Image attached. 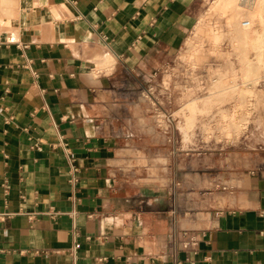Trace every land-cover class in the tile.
<instances>
[{
    "label": "crops",
    "instance_id": "0c3cea01",
    "mask_svg": "<svg viewBox=\"0 0 264 264\" xmlns=\"http://www.w3.org/2000/svg\"><path fill=\"white\" fill-rule=\"evenodd\" d=\"M202 2L0 0V264H264V141L143 97Z\"/></svg>",
    "mask_w": 264,
    "mask_h": 264
},
{
    "label": "rangeland",
    "instance_id": "374dc122",
    "mask_svg": "<svg viewBox=\"0 0 264 264\" xmlns=\"http://www.w3.org/2000/svg\"><path fill=\"white\" fill-rule=\"evenodd\" d=\"M218 2L203 0L184 47L143 94L154 128L199 132L204 151L235 146L251 133L264 141V22Z\"/></svg>",
    "mask_w": 264,
    "mask_h": 264
},
{
    "label": "bare ground",
    "instance_id": "6f19581e",
    "mask_svg": "<svg viewBox=\"0 0 264 264\" xmlns=\"http://www.w3.org/2000/svg\"><path fill=\"white\" fill-rule=\"evenodd\" d=\"M218 3L220 5L222 4L223 6H227V7L230 6L232 8H236V9H234L235 12H237L236 11L237 9H243V8L249 9L253 13H256L257 15H259L257 17L261 18L262 21L264 22V0H219ZM216 4L215 5L213 4V6H216ZM228 9H230V8H228ZM228 9H227V11H228ZM247 22L251 23L250 20H245L242 23H247ZM245 28H246V29H244L245 34H247L250 27L249 28L245 27ZM261 34H263V33H261ZM261 46L264 47V39L261 40ZM260 52H261V50H260Z\"/></svg>",
    "mask_w": 264,
    "mask_h": 264
},
{
    "label": "built area",
    "instance_id": "2783aa9c",
    "mask_svg": "<svg viewBox=\"0 0 264 264\" xmlns=\"http://www.w3.org/2000/svg\"><path fill=\"white\" fill-rule=\"evenodd\" d=\"M249 24V22H247V23H244V25H248Z\"/></svg>",
    "mask_w": 264,
    "mask_h": 264
}]
</instances>
